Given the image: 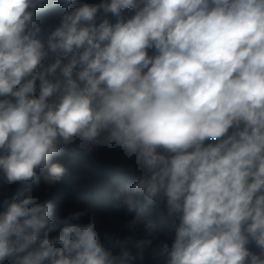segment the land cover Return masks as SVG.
Returning a JSON list of instances; mask_svg holds the SVG:
<instances>
[{
	"label": "clouds",
	"instance_id": "9594fccd",
	"mask_svg": "<svg viewBox=\"0 0 264 264\" xmlns=\"http://www.w3.org/2000/svg\"><path fill=\"white\" fill-rule=\"evenodd\" d=\"M46 3L0 0V172L51 188L65 146L122 154L136 179L118 207L146 234L105 246L95 212L61 217L28 187L0 211V264L142 260L160 202L167 264H264V0H101L45 37Z\"/></svg>",
	"mask_w": 264,
	"mask_h": 264
},
{
	"label": "trees",
	"instance_id": "16d2710c",
	"mask_svg": "<svg viewBox=\"0 0 264 264\" xmlns=\"http://www.w3.org/2000/svg\"><path fill=\"white\" fill-rule=\"evenodd\" d=\"M78 6L80 5L74 2L69 5L68 9H65L58 3V0H47L45 7L36 9L35 19L46 36L58 26L64 11ZM133 14H127L126 17ZM149 54L152 55L153 50H149ZM206 143H214V141H206ZM59 162L63 163L67 169L62 181L57 184L62 189L50 194L40 201L41 203L53 202L57 199L54 196L63 198V200L71 198L72 195L76 199L86 198L93 204L92 206L98 204V208H103L102 212L108 213L112 223L106 225V233H115L121 238L130 235L136 239L144 238L146 233L143 227L134 233L124 227L135 213H127L126 206L118 207L120 201L116 194L123 186L133 183L136 179L129 173V162L122 157V154H109L106 148H97L92 153H85L72 146H65L64 155L59 158ZM37 178L40 179V187L44 185L40 171H37ZM28 187L33 188V193L38 189L33 181L9 185L3 173L0 172V211L5 209L7 201H11L14 197L19 198ZM151 219L155 234L153 247L144 250L143 259L139 262L140 264H167V256L162 252V245L167 244L171 248L175 232L162 202L152 207ZM101 243L107 246L104 237L101 238Z\"/></svg>",
	"mask_w": 264,
	"mask_h": 264
},
{
	"label": "rangeland",
	"instance_id": "374dc122",
	"mask_svg": "<svg viewBox=\"0 0 264 264\" xmlns=\"http://www.w3.org/2000/svg\"><path fill=\"white\" fill-rule=\"evenodd\" d=\"M74 2L78 3L79 5H82L84 3L97 4V3L101 2V0H85V1L84 0H74ZM130 13H133V11L132 10H125L124 16L126 17L127 14H130ZM100 18H103V17L101 16ZM108 18L112 22H115V18L112 17L111 14H108ZM97 22H99V18H98ZM133 176H135V175H133ZM61 189L62 188L57 186V185H55L54 187H51V188H48L47 186L42 185L40 188H38L33 193V195H36L37 197H39V200L42 201L45 198H47L50 194L57 193V192L61 191ZM54 197L57 198L56 200L53 201V203L55 205L56 213H57V215H59L61 217L66 216L70 212L85 210V209L95 212L96 221H97V223H96L97 231L100 234V239L104 237V235L106 233V225L110 224L112 222L108 217V213L102 212L103 211L102 207L98 208V204L92 206L93 204H91V202H89V200H87L86 198L76 199L74 197V195H72V197L67 199V200H63V198H60L57 196H54ZM81 222L87 223L88 217L87 216L82 217ZM253 250L255 251L256 249L253 247ZM116 252L118 253V250H116ZM139 261H140V259H137V260L131 261L130 264H140Z\"/></svg>",
	"mask_w": 264,
	"mask_h": 264
}]
</instances>
